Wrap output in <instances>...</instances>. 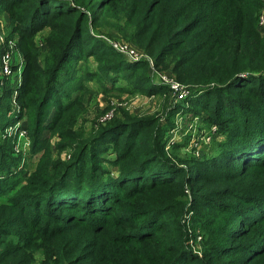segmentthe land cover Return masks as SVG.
I'll use <instances>...</instances> for the list:
<instances>
[{
	"label": "trees",
	"instance_id": "trees-1",
	"mask_svg": "<svg viewBox=\"0 0 264 264\" xmlns=\"http://www.w3.org/2000/svg\"><path fill=\"white\" fill-rule=\"evenodd\" d=\"M259 9L258 0H0V14H8L23 41L31 45L20 97L31 92L30 86L41 95L23 100L34 113L33 152L45 141L43 131L49 128L54 133L62 122L61 112L76 103L60 99L73 89L66 90L74 79L72 73L63 80L60 74L84 57L110 56L94 33L110 18L125 39L155 59L157 68H169L168 62L174 80L197 93L207 92L206 100L214 101L213 107L202 105L207 121L219 125L225 136L230 134L220 155L204 161L179 159L176 165L159 147L153 148L157 136L148 132L150 121L134 122L135 129L129 125L118 134L112 131L120 125L111 126L93 140L98 152L103 136L117 135L113 143L120 150V172L106 180L95 162L97 153L89 146L92 141L83 143L74 164L61 170L58 164L42 162L28 188L12 196L11 205L0 206V264H35L37 252L44 256L43 264H234L232 256L237 253L243 254L242 264H251L250 254L264 243V216L237 227L233 222L249 218L256 200H264V151L252 163L242 157L237 162V152H230L245 148L253 137H264ZM46 29L50 33L43 40L48 50L41 66L35 62L41 52L35 38ZM113 65L117 66L114 61ZM145 68L140 83L148 87L152 79L149 66ZM138 69L130 68L131 78ZM77 83L82 85L81 80ZM10 92L7 87L0 97V127L10 124ZM49 107L58 111L43 129ZM94 172L110 193L101 189L88 196L93 182L86 178ZM74 183L78 190H71ZM3 191L0 186V194ZM188 208L205 233L202 257L186 245ZM231 217L226 228L224 221Z\"/></svg>",
	"mask_w": 264,
	"mask_h": 264
},
{
	"label": "rangeland",
	"instance_id": "rangeland-1",
	"mask_svg": "<svg viewBox=\"0 0 264 264\" xmlns=\"http://www.w3.org/2000/svg\"><path fill=\"white\" fill-rule=\"evenodd\" d=\"M258 1H260V9L257 29L264 38V24H260L264 15V0ZM7 16L8 14L5 13L0 14V25L3 26L0 32V37L3 39H0V46H3L6 51H10L11 47L14 48L16 66L20 62H23L24 65L21 82H18L19 76L17 74L13 77H4L0 65V97L5 88L11 89L10 101L7 104L11 108L7 115L10 124L0 127V186L4 188L0 194V206L2 204L11 205V201H9L11 197L28 188L29 179L39 170L42 162L48 164L52 162L53 166L58 164V170H61L66 164H74V157L83 143L92 141L89 146L96 151L93 140L99 137L105 129L114 125H120L112 131L113 134H118L119 131H123L122 128L129 125L135 129L132 126L134 122L150 121V125L147 126L150 129L148 132L152 133L155 139L157 136L153 142V148L159 147L166 153L168 159L176 165H179V159L198 161L211 159L220 155V152L225 149L224 146L230 134L225 136L220 131L219 125L207 121L208 112L203 109L202 105L206 103L211 107L214 106V101L206 100L207 92L203 90L197 93L195 89L174 80V74L171 72L172 64L168 62L166 64L169 68L164 66L157 68L155 59L145 55L133 43L125 39L116 28L117 21L110 18L108 24L105 22L99 25L94 32L99 35L96 40H101L102 51L110 53V56L103 59H97L96 56L84 57L77 63H72L70 70L67 68L60 74L62 80L66 74L70 76V73L74 78L66 90L69 87H73V89H69L70 92H65L66 95L60 99L62 101L68 99L67 102L75 99L76 103L71 109L61 112L62 122L54 133L49 128L43 131L42 137L45 141L36 147L39 149L33 152L36 145L31 137V130H33L31 123L33 124L32 116L34 113L30 111V107L24 105L23 100L28 97H31V100L38 99L41 95L36 90V86H30L31 92H25L24 98L20 97L31 45L28 41H23L21 34L16 30V26H13L9 19L7 20ZM49 33V30L46 29L35 38L36 46L41 51L40 55L35 58V62L41 66L43 65L42 55L48 50L43 38L45 39ZM3 41L4 43H1ZM89 51L90 47L86 49V54ZM112 60L117 66L113 65ZM147 65L149 66L147 72L152 79V85L143 87L140 81L146 77L144 71ZM111 67H115V69L111 71ZM132 67H139V71L134 75L135 78L130 77V68ZM102 69H107V71H102ZM17 70L18 67L15 68V71ZM80 80L82 85L77 83ZM34 93L35 98L32 97ZM58 98L59 96L54 98L53 106L58 102ZM46 111L48 115L50 114V118L49 122L44 124L43 129L48 127L58 109L49 107ZM142 127L140 125L136 129ZM69 131H72L71 134H68ZM112 132L97 142L98 152L96 151L95 162L102 167L101 169L105 173L102 175L104 180L108 179L107 175L111 174L115 178L120 172V150L113 143V139L117 135H112ZM158 134H160L159 137ZM45 143H47L46 147H41ZM245 143V148L236 147L230 152H237L236 155L238 156L235 158L237 162L242 157L243 160L252 163L260 157V154L263 155V136L253 137ZM241 151L245 152L242 153ZM233 156L229 155V158ZM245 156L248 158L245 159ZM155 164H159V162ZM76 172L77 169L75 168L70 176ZM97 174L94 172L92 177L87 176L86 178L91 183L93 182V186L86 191L88 196H94V193H98L101 189L105 193L111 192L106 185L96 179ZM78 189L79 186L74 183L71 190ZM250 195L253 194L250 193ZM192 200L193 198L189 193L188 201L192 202ZM134 205L138 206L139 204ZM248 214L249 218L246 216L237 222H233L232 217L230 220L226 219L224 226L228 228L233 222L237 227L241 223L260 220L264 216V200H256L255 208ZM185 216V222L190 233L186 245L193 255L202 257L206 246L203 239L205 233L199 224L201 222L195 218L194 212L189 208ZM263 252L264 243L250 254V256H254L251 264H264V255L263 257L259 255ZM261 258L263 259L260 261ZM243 259L242 253L232 256L234 264H242L241 260L243 261ZM34 261L35 264L45 262L41 252L35 253Z\"/></svg>",
	"mask_w": 264,
	"mask_h": 264
},
{
	"label": "built area",
	"instance_id": "built-area-1",
	"mask_svg": "<svg viewBox=\"0 0 264 264\" xmlns=\"http://www.w3.org/2000/svg\"><path fill=\"white\" fill-rule=\"evenodd\" d=\"M260 24L263 25L264 24V15L262 16L261 20H260ZM3 26L0 25V32L2 30ZM1 39V37H0ZM3 40V39H1ZM1 43H4L1 42ZM0 52L1 53V58H0V65H1V73L4 77H13V75L17 74L19 76V81L18 82H21V74L23 72V65L24 63L23 62H20L19 65L16 66V61L14 59V48L11 47V50L10 51H6L4 50V47L3 46H0ZM132 55V54H131ZM133 56V55H132ZM136 56V55H134ZM18 67V70L15 71V68ZM21 70V72H20ZM177 86L178 83H177Z\"/></svg>",
	"mask_w": 264,
	"mask_h": 264
},
{
	"label": "crops",
	"instance_id": "crops-1",
	"mask_svg": "<svg viewBox=\"0 0 264 264\" xmlns=\"http://www.w3.org/2000/svg\"><path fill=\"white\" fill-rule=\"evenodd\" d=\"M6 18H7V20H8V19H9V16H7Z\"/></svg>",
	"mask_w": 264,
	"mask_h": 264
}]
</instances>
